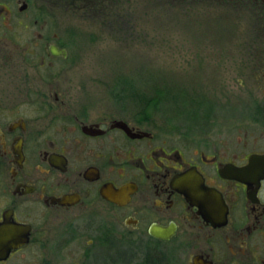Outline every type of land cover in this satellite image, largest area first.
I'll use <instances>...</instances> for the list:
<instances>
[{"label":"flooded vegetation","instance_id":"1","mask_svg":"<svg viewBox=\"0 0 264 264\" xmlns=\"http://www.w3.org/2000/svg\"><path fill=\"white\" fill-rule=\"evenodd\" d=\"M18 2L25 11V0H0V26L38 32L18 60L0 45V264H118L137 254V238L147 264L166 258L169 242L185 264H264V173L257 183L221 174L264 152L221 161L168 146L136 117L72 107L47 80L54 60L68 59L55 33H40L55 22L4 17ZM245 2L264 11V0ZM153 226L172 234L155 237Z\"/></svg>","mask_w":264,"mask_h":264},{"label":"rangeland","instance_id":"2","mask_svg":"<svg viewBox=\"0 0 264 264\" xmlns=\"http://www.w3.org/2000/svg\"><path fill=\"white\" fill-rule=\"evenodd\" d=\"M25 1V11L18 2L2 13L53 19L40 33H55L68 59L54 60L47 80L72 107H89L93 118L136 117L168 146L196 147L221 161L264 152V121L252 114L264 103V11L246 0ZM37 32L32 24L0 26V45L18 60ZM156 88L167 96L146 116ZM145 241L137 238V254L121 253L118 264H147ZM164 249L166 258L148 264H185L172 242Z\"/></svg>","mask_w":264,"mask_h":264},{"label":"water","instance_id":"3","mask_svg":"<svg viewBox=\"0 0 264 264\" xmlns=\"http://www.w3.org/2000/svg\"><path fill=\"white\" fill-rule=\"evenodd\" d=\"M52 54L63 56L66 55L64 49H59L56 46H51ZM117 126H121L124 129L126 125L123 121H117ZM264 173V154H250L248 157V164L244 167H236L232 164H227L222 170L221 174L226 177L234 178L240 181H245L247 177L251 176L254 182H259V179L263 177ZM151 234L155 237L167 239L172 234V228H159L153 226L151 228Z\"/></svg>","mask_w":264,"mask_h":264},{"label":"trees","instance_id":"4","mask_svg":"<svg viewBox=\"0 0 264 264\" xmlns=\"http://www.w3.org/2000/svg\"><path fill=\"white\" fill-rule=\"evenodd\" d=\"M119 81H127V85L129 83V80L128 79H122V80H119ZM128 87V86H127ZM130 87V86H129ZM129 89H133L132 87H130ZM118 90V88H117ZM122 90H124V88H122ZM119 91V90H118ZM140 96V95H138ZM167 95L165 94V89H161V88H156L154 93L152 94V96H150L148 99H146L145 101V98L143 96H140L138 97L139 100H142V103H144V101L146 102L145 104V108H148V111L144 112L146 116H148L151 112V107L152 109H154L156 106H158V104L163 100L164 97H166ZM144 99V100H143ZM253 115L254 114H257V115H262L264 114V110H263V107L261 109V106H256L254 108V111L252 113Z\"/></svg>","mask_w":264,"mask_h":264}]
</instances>
